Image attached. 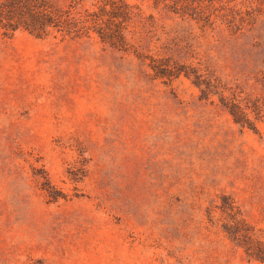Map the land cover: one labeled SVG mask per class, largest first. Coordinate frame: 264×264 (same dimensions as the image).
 I'll use <instances>...</instances> for the list:
<instances>
[{"label":"rangeland","instance_id":"obj_1","mask_svg":"<svg viewBox=\"0 0 264 264\" xmlns=\"http://www.w3.org/2000/svg\"><path fill=\"white\" fill-rule=\"evenodd\" d=\"M123 1L141 10L131 30L151 31L150 53L167 46L262 97L252 78L264 64V0ZM200 9L207 25L175 13ZM5 32L0 264H264L227 237L219 209L231 197L264 240V119L240 127L183 76L147 81L96 34Z\"/></svg>","mask_w":264,"mask_h":264},{"label":"trees","instance_id":"obj_2","mask_svg":"<svg viewBox=\"0 0 264 264\" xmlns=\"http://www.w3.org/2000/svg\"><path fill=\"white\" fill-rule=\"evenodd\" d=\"M91 1L96 9L81 12L75 11L74 8L67 10L56 8L52 11L46 0H6L0 6V26L7 31L5 32L7 35L16 32L20 27L37 37L44 35L51 27L74 38L91 37L96 34L101 42L113 50L133 56L132 59L137 61L139 71L147 81L151 83L161 81L169 85L183 76L198 88L200 92L198 99L201 102L215 104L242 128L257 129V123L264 119V64L256 69L252 78L255 86L261 90L262 97L242 90L238 92L203 64L199 63L196 66L183 63L175 59L173 54H167L165 50L167 46H159L158 52L150 53L151 49L145 46V41L148 36L150 38L151 31L131 30L137 20L142 22L144 19L138 7L123 0ZM178 3L182 6V2ZM185 7L187 9V6H184V9ZM192 11L195 14L187 10L175 13L181 17L189 15L202 21L204 25L211 20L202 9ZM172 95L174 99H178L176 94ZM220 198L219 209L226 215L222 227L227 237L244 249L249 262L264 263V240L248 225L231 197L221 195Z\"/></svg>","mask_w":264,"mask_h":264}]
</instances>
